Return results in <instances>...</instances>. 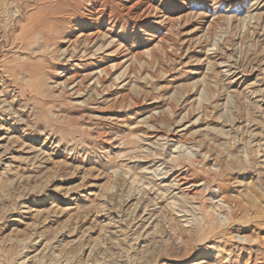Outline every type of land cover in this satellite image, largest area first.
Returning a JSON list of instances; mask_svg holds the SVG:
<instances>
[{"label":"rangeland","instance_id":"1","mask_svg":"<svg viewBox=\"0 0 264 264\" xmlns=\"http://www.w3.org/2000/svg\"><path fill=\"white\" fill-rule=\"evenodd\" d=\"M0 264H264V0H0Z\"/></svg>","mask_w":264,"mask_h":264},{"label":"bare ground","instance_id":"2","mask_svg":"<svg viewBox=\"0 0 264 264\" xmlns=\"http://www.w3.org/2000/svg\"><path fill=\"white\" fill-rule=\"evenodd\" d=\"M177 4H180L178 1H177ZM87 20H88V22L90 23V22H92L93 21V19H94V17H93V15H89V16H87ZM75 29L74 28H72V31H74ZM98 31V30H97ZM95 32V31H94ZM91 33V32H90ZM93 33V32H92ZM96 34V33H95ZM84 35H87L86 33L84 34ZM98 35V34H97ZM89 36V35H88ZM85 37V36H84ZM91 37V36H90ZM90 37H87V38H89V40L91 39ZM93 37H94V35H93ZM97 37V36H96ZM95 37V38H96ZM191 183V182H190ZM191 186H195L196 184L195 183H192V184H190ZM196 186H198V185H196ZM26 256V255H25Z\"/></svg>","mask_w":264,"mask_h":264}]
</instances>
